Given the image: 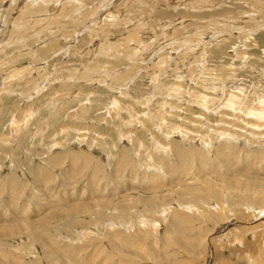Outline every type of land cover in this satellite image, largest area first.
Returning a JSON list of instances; mask_svg holds the SVG:
<instances>
[{"label": "rangeland", "instance_id": "rangeland-1", "mask_svg": "<svg viewBox=\"0 0 264 264\" xmlns=\"http://www.w3.org/2000/svg\"><path fill=\"white\" fill-rule=\"evenodd\" d=\"M248 98L264 0H0V264H264Z\"/></svg>", "mask_w": 264, "mask_h": 264}, {"label": "bare ground", "instance_id": "bare-ground-1", "mask_svg": "<svg viewBox=\"0 0 264 264\" xmlns=\"http://www.w3.org/2000/svg\"><path fill=\"white\" fill-rule=\"evenodd\" d=\"M7 91H9V90H7ZM233 96H234V94H233ZM238 99L241 100L240 95L237 94V95L234 96V98H231V99L227 100L228 103H227L226 105H231V104H233V106H234L235 104H238V105L241 104L239 101H237ZM249 99H250V98H248V102H247V103H244V107L247 108L249 114H251V116L253 115V117H254V116H258L259 114H262V116L264 117V109H260V108H259V107H260L259 104H256V105H255V104H254V105H250V104H249ZM204 101H206V100L204 99L203 102H204ZM207 101H208V100H207ZM241 102H242V101H241ZM251 102H252V101H251ZM259 102H260L261 104H263V107H264V100H261V99H260ZM259 102H258V103H259ZM230 103H231V104H230ZM241 105H242V104H241ZM241 105H240V106H241ZM231 106H232V105H231ZM261 106H262V105H261ZM235 108H236V107H235ZM232 110H233V109H232ZM263 117H262V118H263ZM258 118H259V117H258ZM262 118H261V119H262ZM251 126H252V125H251ZM248 168H249V166H248L247 168H245V169H248ZM153 175H154V174H153ZM150 178H151V176H150ZM152 178H153V177H152ZM157 178H158V177H157ZM157 178H156V179H157ZM149 181H150V180H149ZM153 181H154V179H153ZM96 182H97V181H96ZM158 188H159V187H158ZM78 202H79V201H78ZM117 202H118V201H117ZM71 212H72L73 214H75V215H76V213H77V211L74 210V209H73ZM71 212H70V213H71ZM81 212H82V211H81ZM19 228H20V227H19ZM24 228H25V227H24ZM31 228H32V227H31ZM8 229H9V228H8ZM14 229H15V228H14ZM42 229H43V228H42ZM19 230H20V229H19ZM226 230H227V228H224L223 231H226ZM12 231H13V230L11 229L10 233H11ZM16 231H17V230H16ZM4 232H5V231H4ZM6 233H7V232H6ZM6 233H5V234H6ZM222 234H223V233H222ZM6 235H7V234H6ZM218 248H219V247H218ZM79 251H80V250H79ZM94 255H95V254H94ZM249 257H250V256H249Z\"/></svg>", "mask_w": 264, "mask_h": 264}]
</instances>
